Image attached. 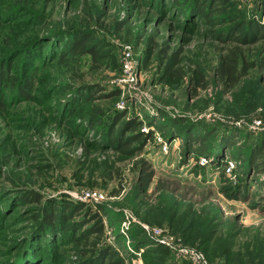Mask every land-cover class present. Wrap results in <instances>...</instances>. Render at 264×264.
Wrapping results in <instances>:
<instances>
[{"label": "rangeland", "instance_id": "1", "mask_svg": "<svg viewBox=\"0 0 264 264\" xmlns=\"http://www.w3.org/2000/svg\"><path fill=\"white\" fill-rule=\"evenodd\" d=\"M191 7L192 0H0V71L8 77L0 84V264H264V167L248 171L238 161L264 138L257 53L245 48L255 66L225 93L214 75L222 45L210 35L263 22L264 0H226L207 16ZM79 31L101 57L71 55ZM128 48L130 78L122 67ZM175 52L179 77L168 82L163 68ZM195 71L207 86L194 95ZM79 88L96 93L82 98ZM129 120L141 124L128 132ZM174 120L182 121L172 126L179 135L167 129ZM184 126L204 138L194 153ZM138 132L152 133L141 149L113 148ZM221 136H236L222 161L212 155ZM90 192L103 199H84ZM33 193L39 202L28 201ZM52 209L60 222L40 232Z\"/></svg>", "mask_w": 264, "mask_h": 264}, {"label": "trees", "instance_id": "2", "mask_svg": "<svg viewBox=\"0 0 264 264\" xmlns=\"http://www.w3.org/2000/svg\"><path fill=\"white\" fill-rule=\"evenodd\" d=\"M170 1V0H169ZM174 1V0H171ZM177 1V0H175ZM204 0H192V7L191 14L193 15H205L206 14H213L214 11H216V5H222L226 4V0H213L215 2L214 5H210L208 2L207 4L203 3ZM210 1V0H207ZM212 25H216L215 23H212L215 20H209ZM237 25V24H236ZM212 39H215L216 41L220 42L222 45V49L220 50L216 65L214 67V75L215 79L218 83V85L221 87V89L225 93L231 92L239 83L240 81L247 75V73L255 66L254 62L249 61L247 57V51L245 50L246 47H249L251 45H255V52L257 53V60H258V66L260 70V83L264 87V21H253L248 26H242V24L237 25L235 27L222 30H216L212 34H210ZM92 38L86 34L83 31H79L75 33L70 43L68 44V51L73 56H82V55H89L93 60L98 59L101 57L99 52L96 50L95 46L91 43ZM165 53H167V50H165ZM178 53L175 52L171 56H169L170 63L167 64L163 68V78L164 80H168V82H171L179 77L178 73L174 71L173 67L174 65H177L179 63ZM193 79L195 81V87L192 88V92L195 95L196 90H205L207 84L204 82L203 77L199 74L198 71H195L193 73ZM8 82V77L5 75V72L0 71V84L3 81ZM32 84L31 81H26L25 84L22 86L20 90V95L25 98L26 100L29 99V90H31ZM96 90H93L92 92L88 91L87 88H79L78 89V95L83 97H86L87 99H91L92 95ZM1 93V92H0ZM86 95V96H85ZM111 95H117L116 93ZM90 97V98H88ZM5 103L1 98L0 95V110H4ZM181 123V124H180ZM139 124H141L139 121L136 120H129L126 123V127L129 131H132L136 129ZM176 125H182V121H172V124L168 127H175ZM170 128V131L174 132ZM186 130V133L184 134V144L186 147L189 145L191 146L188 151L189 153H194L192 150V147L194 145H200L202 141L204 140L203 136L202 138H199L200 135H197L193 132L191 126H184L182 128ZM168 132V133H172ZM175 135H179L178 132ZM150 135L152 133H149ZM143 135L141 133H136V135L129 136V139H115L114 140V149H117L118 151H123V153H126V150H122L124 146L130 145L133 142L141 144L140 149L142 148L143 143H145V140L149 139L150 135ZM236 139V136H221L218 141L215 143V147L212 149V155H215V159H218L222 161L225 159L226 155L224 152L229 151L230 148L233 147V141ZM206 141V140H205ZM185 147V148H186ZM139 149V148H138ZM205 148L200 146V149L198 150V153H201L204 156H209L208 152H205ZM238 161L241 162V165L243 166L245 163L247 165V170L249 169H256L258 163L262 164L261 166L264 167V138L259 142L258 144L251 147L249 150V154L246 155V157L243 156L238 157ZM151 178L150 173H146L144 169L141 170V179L145 181V185L149 183ZM144 185V184H143ZM26 197L29 198L28 201L30 202H39V196L35 193L29 194ZM74 213L80 210L82 207L80 206H74L72 207ZM65 211L64 207L63 210ZM64 218L65 215H63ZM60 222L57 219L53 218V209L51 212L46 211L43 217V220L41 222L42 229L40 232L45 231L46 234L49 233V231H55L53 228V224ZM95 232L101 233L102 229L98 226L94 228ZM143 236V235H142ZM145 239V238H144ZM136 248V247H135ZM161 248V247H159ZM109 251H105L102 254V257L110 258V255H113L115 253H111ZM110 264H116L115 262H112Z\"/></svg>", "mask_w": 264, "mask_h": 264}, {"label": "built area", "instance_id": "3", "mask_svg": "<svg viewBox=\"0 0 264 264\" xmlns=\"http://www.w3.org/2000/svg\"><path fill=\"white\" fill-rule=\"evenodd\" d=\"M124 60L122 63V67H123V72L125 73V76L127 78H130L132 76V58H131V51L130 49H126L124 50V54H123ZM257 123V122H256ZM255 123V124H256ZM257 125V124H256ZM234 168V165L232 164V162L228 163V167L226 169V172L228 174L232 173V169ZM84 199H93V200H101L103 199V195L102 194H98L97 192H90V193H86L84 195ZM183 256L185 255H192L193 258L195 259L194 261L198 262L201 260L200 256H198L195 252H193L191 249H187V248H182L179 251ZM200 263L205 264V261H201Z\"/></svg>", "mask_w": 264, "mask_h": 264}]
</instances>
